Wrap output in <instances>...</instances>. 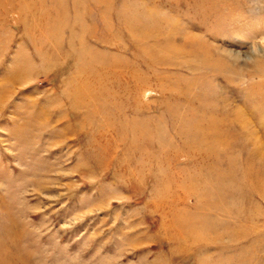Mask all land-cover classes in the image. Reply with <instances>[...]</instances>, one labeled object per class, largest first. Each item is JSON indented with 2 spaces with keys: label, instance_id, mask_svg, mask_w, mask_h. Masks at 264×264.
<instances>
[{
  "label": "rangeland",
  "instance_id": "374dc122",
  "mask_svg": "<svg viewBox=\"0 0 264 264\" xmlns=\"http://www.w3.org/2000/svg\"><path fill=\"white\" fill-rule=\"evenodd\" d=\"M0 264H264V0H0Z\"/></svg>",
  "mask_w": 264,
  "mask_h": 264
},
{
  "label": "bare ground",
  "instance_id": "6f19581e",
  "mask_svg": "<svg viewBox=\"0 0 264 264\" xmlns=\"http://www.w3.org/2000/svg\"><path fill=\"white\" fill-rule=\"evenodd\" d=\"M244 115H245V114H244ZM237 116H239V115H237ZM239 117H241V116H239ZM242 117H244V116H242ZM242 117H241V118H242ZM241 120H242V119H241ZM247 127H248V126H247ZM257 146H258V145H257Z\"/></svg>",
  "mask_w": 264,
  "mask_h": 264
}]
</instances>
